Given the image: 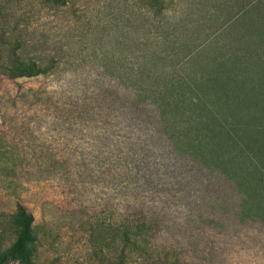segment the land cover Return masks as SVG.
<instances>
[{
	"label": "rangeland",
	"instance_id": "rangeland-1",
	"mask_svg": "<svg viewBox=\"0 0 264 264\" xmlns=\"http://www.w3.org/2000/svg\"><path fill=\"white\" fill-rule=\"evenodd\" d=\"M52 3L0 0L1 57L108 56L115 77L106 90L89 61L31 78L0 67V264H110L98 254L129 191L131 204L163 203L159 217L197 198L211 217L240 216L222 264H264V0ZM118 40L132 47L112 49ZM126 58L145 82L120 80ZM143 156L170 181L147 180L146 161L132 173ZM20 203L31 238L4 257Z\"/></svg>",
	"mask_w": 264,
	"mask_h": 264
},
{
	"label": "trees",
	"instance_id": "trees-1",
	"mask_svg": "<svg viewBox=\"0 0 264 264\" xmlns=\"http://www.w3.org/2000/svg\"><path fill=\"white\" fill-rule=\"evenodd\" d=\"M64 4L65 0H53L52 3L55 7ZM93 29L95 30V28ZM97 33L98 29L93 35H97ZM109 40L106 39L102 42V49L107 48L105 42ZM118 41L116 44H111L112 49L122 45L129 49L132 47V41ZM141 45L143 47L138 44V51L142 53L141 49H143L147 52V44L142 43ZM103 58H105L102 62L104 67L100 68ZM109 59L108 56L96 57V59L86 57L83 61L77 57L55 58L53 54L24 56L19 53L9 54L6 57L0 55V67L12 77L31 78L39 74H54L57 71V64L60 62L61 65L65 63L70 67H82L83 62L86 65L85 62L89 61L93 63L95 69L94 78L90 81L91 85L105 87L103 89L109 90L112 89L115 77L114 72L111 71ZM125 61L131 65L127 72L117 70L120 80L129 82V79H132L133 82L135 77L138 82H145L144 65L138 60L126 58ZM135 84L133 83V85ZM108 98L112 99L110 93H108ZM145 161L146 156L139 157V163L132 170V173H139ZM125 166H129V164ZM155 168L156 166L146 161L144 176L147 180L157 178L159 184L170 181L166 175L157 174ZM189 168L193 170L192 162ZM121 172L126 175L125 178H129L128 173H131V170L122 166ZM193 178H195V174H193ZM124 188L126 190L128 185H124ZM199 192L200 189L196 191L197 194ZM191 193L188 191L187 195L189 196ZM135 195V192L129 191L125 194L124 200L119 198L122 204L117 202L113 216V220L116 219V222H112L111 230L108 232V239L112 243L110 252L104 248L100 250L104 254L101 255L99 252L100 260L109 259L110 264H135L138 262L142 264H222L223 251L228 242H235L238 239V226L237 224L230 225L229 221L238 222L242 220L241 217L238 215L230 218L224 216L211 217L206 212L214 206V203L208 199L197 198L188 204H177L176 215L159 217L155 210L157 206L165 207L163 203L160 205L156 203L155 205L153 202L140 201L131 204L132 200H137L134 198ZM19 210L21 218H23L22 225L13 246L3 253L4 257L16 251L19 252L24 243L31 238L32 231L31 227L29 228V222L33 216L31 213H27L26 207L22 203H20ZM247 221L251 222L253 218L249 217ZM230 228L233 230H228Z\"/></svg>",
	"mask_w": 264,
	"mask_h": 264
}]
</instances>
